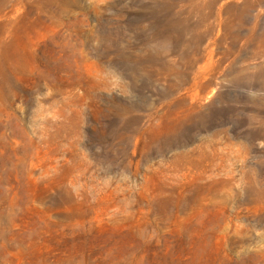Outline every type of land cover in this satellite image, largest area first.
Instances as JSON below:
<instances>
[{"label": "rangeland", "instance_id": "rangeland-1", "mask_svg": "<svg viewBox=\"0 0 264 264\" xmlns=\"http://www.w3.org/2000/svg\"><path fill=\"white\" fill-rule=\"evenodd\" d=\"M0 264H264V0H0Z\"/></svg>", "mask_w": 264, "mask_h": 264}]
</instances>
